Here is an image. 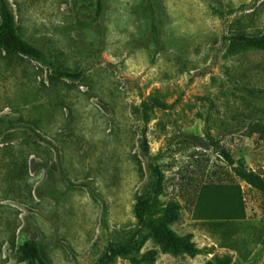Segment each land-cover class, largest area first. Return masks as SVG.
I'll use <instances>...</instances> for the list:
<instances>
[{
	"label": "rangeland",
	"instance_id": "obj_1",
	"mask_svg": "<svg viewBox=\"0 0 264 264\" xmlns=\"http://www.w3.org/2000/svg\"><path fill=\"white\" fill-rule=\"evenodd\" d=\"M7 3L23 40L82 77L0 61V264H21L13 234L51 264H101L109 244L103 264H264V193L220 155L264 177V52L228 42L264 35V0ZM148 163L162 181L139 223ZM203 185L238 187L244 217L198 219ZM162 229L195 251L164 252Z\"/></svg>",
	"mask_w": 264,
	"mask_h": 264
},
{
	"label": "trees",
	"instance_id": "obj_2",
	"mask_svg": "<svg viewBox=\"0 0 264 264\" xmlns=\"http://www.w3.org/2000/svg\"><path fill=\"white\" fill-rule=\"evenodd\" d=\"M230 49L241 51L256 50L264 52V35L254 34L246 30L237 29L228 38ZM14 58H25L36 62L42 66L48 67L52 71L53 77L57 79H68L72 81L80 80L81 73H70L62 71L56 67L55 63L42 50L23 40L17 32L15 18L7 3V0H0V61L10 62ZM150 107H161L157 102H148L141 104L143 111ZM253 133V132H251ZM143 156L147 158L148 146L146 139L141 141ZM222 159L231 167L236 178L258 192L264 193V177L249 171L245 168L243 161H237L236 164L225 150H220ZM149 170V182L145 191L136 197L135 214L139 223H142L147 210L161 186V176L158 170L150 163L147 165ZM19 172L15 169L7 170L5 177L11 179L18 178ZM207 186H201L195 195L196 215L198 219L218 218V219H241L244 217L243 210L239 207V188L237 187L224 192L222 188H213L214 194L207 195ZM159 238L162 241V250L164 252H184L193 253L194 246L190 243L191 236L177 237L168 229L160 230ZM12 246L15 249L17 260L21 264H51L43 255L39 245L25 237H14ZM120 246L109 244L105 253L99 259L101 264L106 263L114 257L119 251ZM219 264H229L224 260Z\"/></svg>",
	"mask_w": 264,
	"mask_h": 264
}]
</instances>
